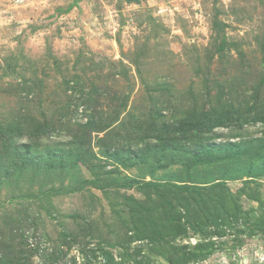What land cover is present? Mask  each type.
<instances>
[{
  "label": "rangeland",
  "instance_id": "rangeland-1",
  "mask_svg": "<svg viewBox=\"0 0 264 264\" xmlns=\"http://www.w3.org/2000/svg\"><path fill=\"white\" fill-rule=\"evenodd\" d=\"M131 1L0 0V264H264V0Z\"/></svg>",
  "mask_w": 264,
  "mask_h": 264
},
{
  "label": "trees",
  "instance_id": "trees-1",
  "mask_svg": "<svg viewBox=\"0 0 264 264\" xmlns=\"http://www.w3.org/2000/svg\"><path fill=\"white\" fill-rule=\"evenodd\" d=\"M127 2H129V3H131L132 1L131 0H127ZM136 2V1H135ZM252 116H255V115H253L252 113H250ZM256 117H259V120L261 119L262 121H264V114L262 115V116H257L256 115ZM204 124H208L209 126H208V128H206L207 130L206 131H210V130H212L213 128H215V127H218L220 124H218V123H215L214 125H212L211 123H206V122H204ZM199 131V133L200 134H202L203 133V130H198ZM164 132V131H163ZM205 132V131H204ZM234 145H230V148H232ZM236 147V146H235ZM237 147H238V145H237Z\"/></svg>",
  "mask_w": 264,
  "mask_h": 264
}]
</instances>
